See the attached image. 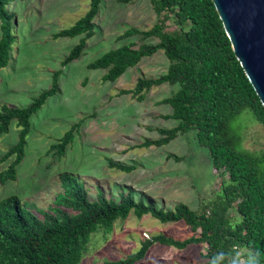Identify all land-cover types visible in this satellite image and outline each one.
I'll return each instance as SVG.
<instances>
[{"label":"trees","instance_id":"obj_1","mask_svg":"<svg viewBox=\"0 0 264 264\" xmlns=\"http://www.w3.org/2000/svg\"><path fill=\"white\" fill-rule=\"evenodd\" d=\"M15 1L0 0V70L8 66L15 43V16L8 8ZM100 2L90 0L82 18L54 35L81 37L62 65L78 60L86 41L95 34L93 19ZM150 2L157 18L155 24L147 30L128 28L116 38V42H123L137 37L138 44L123 43L88 64V68L106 70L102 81L114 82L142 58L163 51L168 60L165 73L139 78L133 90H121L118 95H130L142 102L145 93L154 87L178 85L177 92L158 102L171 107L172 113L164 118L177 121L176 126L158 130V139L139 146L158 148L178 136L194 133L198 148L205 150L211 161L212 173L221 177L219 192L202 202L197 211L184 203L164 210L137 202L121 191L117 198H108L98 186L95 200H90L84 183L63 173L59 176L60 191L45 209L22 203L16 196L0 200V264H80L92 235L100 230L107 235L116 221H124L130 214L136 218L149 215L162 224L184 222L191 235L184 240L156 235L144 239L125 258L102 264H135L154 244L178 250L203 244L202 262L196 264H264V150L252 153L237 149L227 137L230 123L245 110L252 112L255 121L264 127V108L232 52L211 0ZM154 39L156 43H149ZM60 73H54L51 88L28 106L0 107V134H7L13 122L18 129L17 142L0 157V165L11 159L0 171V185L15 180L16 168L25 155L30 119L56 94ZM79 125L80 122L72 125L48 152L61 158ZM167 158L183 160L175 155ZM108 165L120 171L130 172L133 168L111 161Z\"/></svg>","mask_w":264,"mask_h":264},{"label":"rangeland","instance_id":"obj_2","mask_svg":"<svg viewBox=\"0 0 264 264\" xmlns=\"http://www.w3.org/2000/svg\"><path fill=\"white\" fill-rule=\"evenodd\" d=\"M90 0H17L9 5L14 13L15 43L6 68L0 70V107L24 108L41 92L52 86L53 75L60 71L56 94L49 97L30 119L25 155L16 168V178L0 185V200L18 197L22 203L45 209L60 191L59 176L71 174L88 189L95 200L96 189L106 197L118 192L130 194L164 210L184 203L197 211L202 202L219 192L221 177L212 173L205 150L198 148L194 133L178 136L161 147H140L159 138L158 130L171 129L177 121L165 119L172 113L159 101L177 92L178 85H161L145 93L137 102L121 90H133L139 78H155L166 72L168 60L163 51L144 57L114 82H103L106 70H91L88 64L123 43L138 44L137 37L116 42L128 28H151L157 18L150 0L119 3L101 0L93 19V37L86 41L81 57L66 65L63 60L81 37L54 38L84 16ZM170 26L171 23L167 22ZM157 40H150L154 44ZM73 142L61 158L49 147L76 123ZM18 129L13 122L7 134H0V157L17 142ZM227 137L233 146L252 153L264 150V127L252 112H241L229 125ZM182 157V161L167 158ZM133 167L129 171L110 168L108 162ZM11 159L0 165L7 168ZM164 235L184 240L191 233L184 222L162 224L146 215L130 214L116 221L110 233L101 230L92 235L80 264H102L134 253L144 239ZM205 246L190 245L183 250L154 244L146 257L135 264H196L202 262ZM240 263L244 262L240 256Z\"/></svg>","mask_w":264,"mask_h":264},{"label":"water","instance_id":"obj_3","mask_svg":"<svg viewBox=\"0 0 264 264\" xmlns=\"http://www.w3.org/2000/svg\"><path fill=\"white\" fill-rule=\"evenodd\" d=\"M232 52L264 108V0H211Z\"/></svg>","mask_w":264,"mask_h":264}]
</instances>
